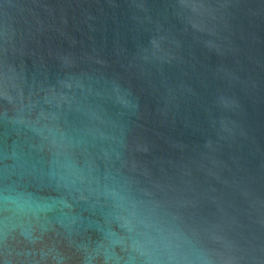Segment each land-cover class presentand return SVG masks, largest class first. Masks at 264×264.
Returning <instances> with one entry per match:
<instances>
[{
  "label": "water",
  "instance_id": "95a60500",
  "mask_svg": "<svg viewBox=\"0 0 264 264\" xmlns=\"http://www.w3.org/2000/svg\"><path fill=\"white\" fill-rule=\"evenodd\" d=\"M0 264H264V0H0Z\"/></svg>",
  "mask_w": 264,
  "mask_h": 264
}]
</instances>
